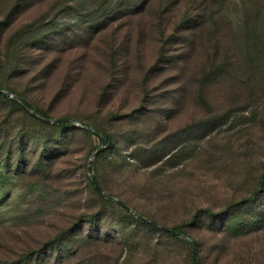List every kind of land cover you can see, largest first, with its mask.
Here are the masks:
<instances>
[{
  "label": "rangeland",
  "instance_id": "rangeland-1",
  "mask_svg": "<svg viewBox=\"0 0 264 264\" xmlns=\"http://www.w3.org/2000/svg\"><path fill=\"white\" fill-rule=\"evenodd\" d=\"M93 1L0 0V19H5L11 5H22L7 22L0 42L2 56H10L7 43L19 29L27 27L49 35L42 44L23 48L18 67L25 69L24 77L8 75L1 79L49 107L52 117L74 114L72 124L81 125L79 117L86 123L100 124L114 133L120 145L125 144L119 140L121 136L133 137V133L132 141L136 143L126 151V166L116 167L113 161H119V157L108 151L98 167L114 200H122L147 216L173 225L188 221L199 208L222 213L235 202L253 199L264 173V0H145L136 12L117 15L101 23L96 32L86 33L85 23L80 22L81 15L74 9L81 11ZM189 13L198 17L195 26L186 32L184 20ZM243 16L251 31L241 32ZM255 30L258 33H253ZM184 34H196L199 39L193 60H188L189 56L185 62L177 60L179 66L188 62L190 79L178 84L174 66H170L160 76L146 80L152 95L178 94L183 84L186 86V96L174 107L166 130L155 131L158 123L153 119L110 120L109 112L130 113L143 96L146 71L158 59L162 45H167L164 39L168 35L173 36L169 43L172 53H182L183 57L189 46L177 48ZM253 34L260 35L256 45L245 38ZM65 35L69 39L74 36L73 41L64 42ZM45 45L50 49H44ZM212 54V62L203 61ZM213 63L215 68H210ZM45 66L48 71L55 68L46 80L37 73ZM115 67L126 72L127 80L117 92L101 98ZM44 82L41 90H35ZM61 85L62 96L55 100L53 95ZM3 91L18 99L8 90ZM24 124L30 126L19 108L0 101V264H25L27 252L46 249L64 229L74 223L80 225V219L102 208L86 184L89 160L93 173V153L101 146L99 138L79 132L65 154L45 166L36 164L31 156L29 166L16 167V158L7 165L4 149L15 147L13 137ZM142 128L148 130L140 134ZM136 148L152 153L139 154ZM9 155L14 157V152ZM261 199L241 211L264 215V195ZM100 223L102 227L94 230L93 236L99 234L108 240L93 248L94 253L76 256L77 251H70L80 240L90 239L86 222L84 230L58 244L65 252L62 257L57 244L50 246L48 264H112L106 260L107 254L123 258L126 251L117 239L121 236L115 231L116 218L108 214ZM257 224L254 232L229 234L224 240V231L214 233L200 224L190 232L202 241L203 251L208 245L204 255L213 254V243L224 241L219 264H249L251 257L264 264V216L252 223ZM148 249H141L134 257L135 263L153 264ZM159 264L170 263L163 256Z\"/></svg>",
  "mask_w": 264,
  "mask_h": 264
},
{
  "label": "trees",
  "instance_id": "trees-1",
  "mask_svg": "<svg viewBox=\"0 0 264 264\" xmlns=\"http://www.w3.org/2000/svg\"><path fill=\"white\" fill-rule=\"evenodd\" d=\"M144 1L145 0H142L140 3H133L132 1L121 3L120 1L116 2L115 0H94L91 3V6L87 5L81 11L77 10V8L75 7L74 11L76 14L81 15L80 22L85 23V32L90 33L96 32L98 29L97 27L101 25V23L108 21L109 19L117 15L136 12L143 5ZM21 6L22 5H19L18 3L11 5V7L7 11L5 19H0V42L2 39V35L6 31L9 24L7 22L11 21L9 17L16 16L15 14L18 13L16 11L18 8H21ZM207 8L208 5H205V10ZM197 17L198 14H187L184 20V22L186 23V32H188L195 26ZM241 20L242 22L239 26L241 32L251 31L252 29L249 26V22L248 24L246 23L244 16L241 17ZM253 33H258V31L255 30V32ZM70 34H72V31H70ZM247 37L248 39H251L253 41L254 45H256V43L258 42L256 40L260 38V35H246L245 38ZM48 38L49 35H40V33H38L36 30L24 27L23 29L17 30L9 37L6 50L9 51L10 56H8V54H4L2 56L0 53V90L6 89L18 98H11L0 91V101L14 104L22 112L23 117L30 122L29 127H26V124L19 126L16 136L13 137L15 147H7L6 149H4V162L7 165H12V160L16 158L19 160L16 167L19 164H27V166H29L30 164H32V161L28 159L31 156L33 157L32 159H35L36 164H44L45 166V164L51 162L52 160H58L59 157L65 154L68 147L79 132L87 134L89 136L96 135L97 137L98 133L106 137L107 146L95 155V158L93 160L94 166L92 174L99 182L103 190L106 193L110 194V196L101 194L96 188L91 177L86 176V184L94 191V194L102 205L101 211L86 215L84 219H80V221L82 220V223L80 225L78 222L74 223L69 228L64 229L62 231V234H60L61 236L52 241V244H49V247H47L46 249L27 252L23 259L25 260V264H48L50 259L46 255L47 250L51 245L56 244L57 249L61 252L58 253L61 254L60 256L62 257L65 252L61 251L62 248L58 244L63 243L68 238H71L73 235L78 234L80 230H84L86 222H89L90 231L88 230L86 234H88V237L90 239H87V241L80 240V242L70 251H77L74 254L76 256L81 254L88 256V254L94 253V251H92L93 248L100 247L103 243L102 240L105 241V243L108 240L101 239L99 234L93 236V231H99V229L102 227L100 223L101 218L107 216L108 214L111 217L116 218V223L118 224V226L115 231L121 236L117 237V239L126 251L123 258L122 256L119 258V255L111 257L109 254H107L105 258L108 261L111 260L112 264H120V260H122V264H137L134 261V257H136L143 248H149L148 254L151 255V258L149 260L150 262H153V264H159L163 256L166 257L170 264H178L179 261L180 264H195V259L192 253L193 243L195 244V253L199 264H219V254L224 248V241H222L221 243H213L210 248L211 253L213 252V254L204 255V252L208 245H204L203 251L202 241H200L198 237L194 236L190 232L191 228H195L200 224L204 225V227H207L209 230L214 231V233L224 231L225 235L222 236L223 240L226 239V235L229 234L242 235L258 230V224L252 225V223L255 220H260V218H262L264 215L260 214L259 211H253L251 212V214H246V212L241 211V208L246 205L256 204L258 201L262 200L261 198L264 195V173L259 178L257 189L255 190L252 197L253 199H249L246 202L243 200L235 202L227 207V211H224L222 213H214L210 209L199 208L193 211L188 221L173 225H168L160 220L147 216L146 214L136 210L135 208L130 207V205L122 200H114L113 196L115 195H113L110 191L106 180L99 170L98 165L102 157L108 151H110L119 157V161H113V164L116 167L119 168L122 166H126V163H128L126 158L129 156L126 155V151H128V149L130 148H134L133 145L136 143V141H132V138L135 137V135L130 132L133 137L126 136L127 134L121 136L119 140L122 139L125 144L120 145L117 143V139L114 133L108 131L98 123H86L81 117H79L81 125H75L67 122L46 121L45 119L72 120L76 116H74V114H67L64 116L52 117L49 115V107H44L40 101L28 97L27 91L19 92L15 87L7 84L1 79L3 77H8V75L24 77L26 74L25 69L20 70L18 67V64L21 62L20 58L23 48L27 45L36 46L38 44H42L41 42H44V40ZM73 38L74 36L69 39V35H65L63 40L64 42H70L73 41ZM171 39H173L172 35H168L164 39V42L167 45H162L158 59L152 65H150L149 70L146 71L144 80L145 84L143 85L144 94L143 96H141L133 110L130 113L123 114L119 112H109L108 116L110 120H113L115 122H122L126 120L128 122V120L135 121L137 119H141L143 121H146L147 119H153L155 120V123H158L157 128L154 129L155 131L163 132L164 129L166 130V123L170 120V118L173 117L176 111L174 107L177 105V103H181V101L184 100L186 96V86L183 84V87L179 90L178 94H175V92H173L171 95H168L167 93L158 92L155 93V95H152L147 88L146 80H149L151 76H160L162 73L166 72L170 66H174L173 71H175L174 79H176V82L180 84L182 82L184 83L188 81L191 76L190 69H188L186 65L188 62L186 64L183 63V66H179L177 64V60L179 61L180 59H183V62H185L184 59L188 56V60H193L198 54L199 47V39L196 34L192 35L191 37L187 34H184L179 41V46L177 49L187 46L189 47L184 53V55L186 54V56L183 55L182 57V53H178V56L172 53L173 49L169 45ZM44 49H50V46L45 45ZM175 58H177L175 64L172 65L171 62ZM203 61L206 63L212 62L213 54ZM47 66L37 72L39 78L42 77L44 80H46V76L54 71L55 68L48 71ZM214 66L215 64L213 63L210 68ZM120 71L121 69L118 70L117 67L111 70L112 79L109 83H107L105 87H103L101 98H106V96L117 92V90L124 84L125 80H127L126 72L123 71L122 73ZM118 73H120L119 76L117 75ZM211 73L212 71H210V73H207L206 75H210ZM71 79L74 80L75 76H72ZM45 82L43 84L39 83L35 90H41L44 87ZM164 83L165 81L162 82V84ZM158 88L160 87H157V89ZM62 89L63 85H61L59 89L54 93L53 97L55 100L62 96ZM104 106L105 103H103V107ZM88 124L95 131L88 129ZM147 130L148 128H142L140 130V134H143V132ZM2 133L3 132H1V134ZM38 147L41 148L39 149V151H37ZM136 150L139 154L145 152L152 153V151L150 150L144 151L139 148H136ZM9 152H14V157H11L9 155ZM105 209L107 214L105 213ZM137 214L157 222L160 226L153 225L141 219L137 216ZM224 216L225 221H221ZM248 218H252L253 220L250 221L248 220ZM235 224H238V227H235ZM94 226H96L98 229H95ZM74 227H78V229L73 230ZM119 242H117V244ZM95 254L98 255L99 253ZM116 257L118 259L114 260V258ZM138 264H148V262ZM249 264L259 263L255 257H251Z\"/></svg>",
  "mask_w": 264,
  "mask_h": 264
},
{
  "label": "water",
  "instance_id": "water-1",
  "mask_svg": "<svg viewBox=\"0 0 264 264\" xmlns=\"http://www.w3.org/2000/svg\"><path fill=\"white\" fill-rule=\"evenodd\" d=\"M2 92H5V93H8L6 91H3V90H0ZM46 121H49V122H67V123H73V121L71 119H45ZM89 129L95 131L91 126H87ZM97 133V132H96ZM98 137L100 139V142H101V146L95 150V152L93 153V156H95L97 153H99L101 150H103L106 146H107V139L106 137H104L103 135H100L98 134ZM88 171L90 173V177L92 179V181L94 182L96 188L98 189V191L105 195V196H110V194L106 193L103 188L101 187V185L99 184V182L96 180V178L94 177V175L91 173V159L89 160V163H88ZM138 217H140L141 219L153 224V225H157V226H160L157 222L153 221V220H150L146 217H143L139 214H137ZM173 231V230H172ZM176 232V231H174ZM192 253H193V256H194V259H195V264H199L198 260H197V257H196V253H195V244L193 243V246H192Z\"/></svg>",
  "mask_w": 264,
  "mask_h": 264
}]
</instances>
